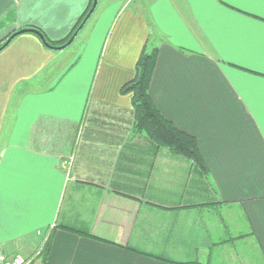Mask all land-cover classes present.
<instances>
[{
	"label": "crops",
	"instance_id": "crops-1",
	"mask_svg": "<svg viewBox=\"0 0 264 264\" xmlns=\"http://www.w3.org/2000/svg\"><path fill=\"white\" fill-rule=\"evenodd\" d=\"M133 1L99 0L70 55L33 33L0 52V249L31 264H264V0ZM90 3L0 0V43L29 28L62 41ZM153 36L151 97L196 138L205 176L134 129L121 89Z\"/></svg>",
	"mask_w": 264,
	"mask_h": 264
},
{
	"label": "trees",
	"instance_id": "trees-1",
	"mask_svg": "<svg viewBox=\"0 0 264 264\" xmlns=\"http://www.w3.org/2000/svg\"><path fill=\"white\" fill-rule=\"evenodd\" d=\"M90 2L89 8L83 14L72 33L66 39L62 40V43L55 44L48 41L42 31L37 28H29V30H35L41 33L49 46L53 48L62 47L70 41L86 19L93 6L94 0H90ZM37 36L39 37V35ZM6 41L7 40L0 43V48L5 45ZM149 43L150 41L147 42L137 62L135 77L121 89V94L130 95L132 98L134 129L136 133L142 135L156 149H165L173 156L189 161L197 175L205 176L208 173V168L196 138L181 131L173 122L167 119L155 105L151 97L150 89L158 60L159 49L157 46H150ZM142 254L156 258L166 264H202L198 261H176L171 257H155L147 253Z\"/></svg>",
	"mask_w": 264,
	"mask_h": 264
},
{
	"label": "rangeland",
	"instance_id": "rangeland-1",
	"mask_svg": "<svg viewBox=\"0 0 264 264\" xmlns=\"http://www.w3.org/2000/svg\"><path fill=\"white\" fill-rule=\"evenodd\" d=\"M110 1L120 2V1H123V0H108V2H110ZM139 1H140V0H134V1H133V4H139V3H138ZM110 3H111V2H110ZM101 9H102V8H99V10L97 9V10L95 11V13L93 14V16H92L91 19L88 21V23L86 24L85 28L83 29L82 33L80 34L81 37H82V35H83L84 33L88 32V31H91V30L94 28V26H95V22H96L97 18H98L99 15H100V10H101ZM98 12H99V13H98ZM15 17H17V16H16V13H15V10H11L9 13H7V15H5L4 23L7 24L9 21L12 22V21H13L12 19H15ZM27 34H28V33H27ZM30 34H31V33H30ZM80 36L78 35V38H76L77 40H75V43H73V45L70 46L69 49L67 48V49H65V50H56L57 53H59V54L62 55L63 57L66 56V55H70L71 52L74 51L75 47L78 45L77 43H78V40H79ZM149 40H150L149 45L153 47V46H156V45L158 44V42H159L160 39H157L156 36H155V37L153 36V37H151V39H149ZM51 42H53V43H55V44L62 43V41H51ZM58 46H59V45H58Z\"/></svg>",
	"mask_w": 264,
	"mask_h": 264
},
{
	"label": "water",
	"instance_id": "water-1",
	"mask_svg": "<svg viewBox=\"0 0 264 264\" xmlns=\"http://www.w3.org/2000/svg\"><path fill=\"white\" fill-rule=\"evenodd\" d=\"M98 2L99 0H94V3H93V6L90 10V12L88 13L86 19L84 20V22L82 23V25L79 27V29L76 31V33L73 35V37L70 39V41L65 44L64 46L62 47H58V48H53L51 46L48 45V43L46 42L44 36L35 31V30H29V29H25V30H20V31H17L16 33L12 34L6 41L5 45L0 48V52L5 49L15 38L23 35V34H27V33H33V34H37L39 35L40 39L43 41L44 45L48 48H51V49H55V50H65L67 49L68 47H70L76 40V38L78 37V35L80 34V32L82 31V29L84 28V26L88 23V21L91 19V17L93 16V14L95 13L97 7H98Z\"/></svg>",
	"mask_w": 264,
	"mask_h": 264
},
{
	"label": "built area",
	"instance_id": "built-area-1",
	"mask_svg": "<svg viewBox=\"0 0 264 264\" xmlns=\"http://www.w3.org/2000/svg\"><path fill=\"white\" fill-rule=\"evenodd\" d=\"M31 262L22 255H10L0 249V264H31Z\"/></svg>",
	"mask_w": 264,
	"mask_h": 264
}]
</instances>
